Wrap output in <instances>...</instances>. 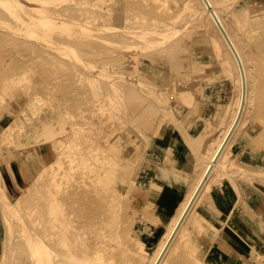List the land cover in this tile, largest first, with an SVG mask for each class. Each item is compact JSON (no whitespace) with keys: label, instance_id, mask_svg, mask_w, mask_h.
<instances>
[{"label":"bare ground","instance_id":"6f19581e","mask_svg":"<svg viewBox=\"0 0 264 264\" xmlns=\"http://www.w3.org/2000/svg\"><path fill=\"white\" fill-rule=\"evenodd\" d=\"M0 2V4H4V7L7 6V11H10L15 19L22 21V25L38 21L41 23L37 25L42 26V29L39 27L42 31L35 26L36 22L33 25L37 29L27 28L25 36L37 34L35 36L37 38L40 34L42 40L38 39L40 43H32L25 49L26 52L23 51L22 55H17L16 52L21 49V45L27 37L16 39L10 32L0 30V37L6 40L4 46L13 56L12 59L9 57L7 61L16 67L12 69V65L11 68L8 66V70L0 73V114L1 111L8 112L3 119H0V132H3L8 126L13 125L11 120L18 119L19 114L24 116L29 111L33 113L34 104L38 105L37 94L49 90L53 81L51 70L47 65L51 60V51L42 49L44 44L48 45L52 39L51 35L54 33L52 31L57 30L58 26L62 27L68 24L69 27L71 21L65 20L62 22L63 24L55 22V14L52 11L54 9L49 7L50 5L48 6L49 1L22 0L19 10L16 4H12V0H0ZM244 4L249 10L257 11H260L258 6L262 5V3L253 5V0H244ZM17 5L19 6V4ZM129 6L138 12V5L129 4ZM235 6L240 11L243 8V3L240 1ZM235 6L230 9L231 4L226 0H197V6L194 7L189 20V22L196 23L195 28L202 31L208 27L209 33L204 40L211 48H214L213 38L216 37H212L210 34L214 33L221 40L231 58L230 65L229 61L225 59L222 64L226 68L231 66V70H233L231 77L238 80L239 92L232 99L233 112L228 113L222 129L217 131V144L214 146V150L210 152L206 162H202V159L198 162V164H202H200V168H195L194 176H197V180L192 188H188L186 196L180 201L182 205L166 218H162L153 210H151V216L147 212V209L151 207V203L147 200L148 197L152 198V202H159V197H153L148 188H146L147 193L144 195L143 204L133 201L132 197L135 196L136 189L143 185L140 183L142 178H147L152 182L153 189L163 187L171 169L177 168L176 164H170L165 160L156 161L154 156L158 154L160 147L165 146L168 142L174 143L177 139L186 137L195 127L198 129L199 125L207 121L209 112L207 103H198L195 106L189 104L180 110L178 96L183 94L182 87L187 84V81L180 77V68H188L189 63L207 62L206 58L210 54H207L208 47L204 46V54L199 59L180 58L179 53L182 54V48L188 46L189 40L182 35H177L178 37L176 36L177 38L174 39V35H176L174 29L177 26H174V29L172 26L173 32L170 36H164L162 32L157 31L156 35L152 37L146 36L147 32L149 34L151 30L160 28L157 25L152 27L147 25L149 17L157 18L159 16L155 9H146L137 15L142 16L146 13L143 16L144 24L140 30L136 31L130 27L129 31L118 33L120 37L126 35L130 38V45L133 48L129 51L128 62L123 68L117 69L116 76L110 82L111 85L105 78H101L98 84L103 93L100 97V109L104 108L108 111L99 113L97 135L88 134L84 137L87 132L80 129L79 122H75L62 137L61 142L57 141L50 145L44 141L45 135L43 139H40L39 132L28 130L31 135L35 134L36 136L21 141V145L23 144L24 148L33 146L37 161L33 155H28V164L23 166L22 175L24 173L26 179H31V184L23 189L20 198L15 197L9 190L0 167V211L3 221L7 223L8 237L6 239H8L9 249L14 247L16 226L18 225L14 221L13 213L17 209H23L24 213V208L29 207L24 213L25 216H22L25 220L20 221L21 224L18 225L20 226L18 238L25 239L19 240L26 244L31 264L216 263V260L211 261L210 257L207 258V254L211 251L204 246L199 247L201 242L207 240L208 235L212 232L216 234L226 220L225 216H221L219 221L215 219L214 223L210 224L214 231L210 233L204 231L205 221L210 222L211 218L214 219L216 216L215 211L207 205L211 199L210 189L212 186L214 184L217 186L229 184L239 192L248 193L254 192L256 189L262 190L261 206L263 207L264 204V147L260 148V146H264V100L256 103L257 106L254 103L257 99L253 100L250 95L253 68L250 66L249 60L253 55L243 47L242 41L236 37L234 26L230 23L229 19L233 20V24L237 20L234 18ZM3 12L5 11L0 7V16L5 15L6 12ZM173 16V14L170 15V17ZM28 25L30 26V24ZM9 27L13 29H10L12 32L19 28L12 24ZM50 27L56 29L53 28L54 30L50 33ZM20 29L23 34L25 28ZM74 29L79 28L74 27ZM46 30L49 32L48 34ZM60 30L63 32V29ZM76 31L84 32V35L88 33V29L84 27ZM76 31L66 29L67 34L63 35L64 39H61L62 32L59 33L61 36L59 40L62 41H60L58 50L65 56H71L75 53L78 45L85 43V38L81 37L83 34L79 33L80 37L84 39H78ZM188 48L187 51H189ZM6 49L1 50L6 51ZM215 61H212V66ZM97 63L91 58L83 61L85 66H89L97 72L101 71L103 76H106L104 68H101L99 64L97 66ZM4 64H0V70L4 68ZM256 64L260 66V63ZM261 72L263 74L264 70ZM226 82L229 83L226 79H222L210 84L223 86ZM253 83L255 82L253 81ZM259 84H264V78L259 79ZM10 85H18V91L10 90L8 88ZM191 88L188 87L184 92L191 91ZM167 91H173L172 98L167 94ZM258 93L261 95L260 90ZM31 94L32 96L28 97ZM22 95L25 99L19 100ZM201 97L199 96V98ZM251 100L256 105L255 112L257 113L253 118L262 123V129L258 128L259 130H251L250 134L248 133L250 142L253 144L244 147L247 153L241 155L240 150L246 145L245 136L247 135V132L242 129V125L246 121ZM192 102L191 99L190 103ZM72 106L77 109V107H81V104L78 105L77 101L72 100ZM9 107H12V110ZM170 119H172V128L169 131L167 120ZM44 125H47L46 121L39 122L37 127L40 130V127ZM180 130L182 132L179 137ZM167 131L169 132L167 133ZM248 135L247 137H249ZM13 136H16V133ZM6 141L5 137L0 134V144ZM64 141H66L64 152H60L63 149ZM8 144L6 143V145ZM65 152L63 174L58 175V172H55L51 175L49 173V169L53 166L51 153L61 156L63 160L62 153ZM0 155L9 164V155L6 152ZM164 157L166 158L168 155ZM9 167L11 174H15L10 164ZM46 176L49 177L48 182L44 181ZM1 180H4L5 183H2ZM44 185L46 186L44 187ZM262 207L256 212L251 207V209L248 208L253 211L246 218H250L248 222L243 219L244 215L242 216V214L234 215L229 221L230 227L235 229L237 234L244 231L246 226L249 227L246 236H243L245 239L243 246H239L246 249V253L248 250L250 251L248 254L245 253L246 262L241 264H264V248H258V244L261 243L258 232L264 233ZM163 222H165V228L156 237V231ZM196 228L199 233L201 232L198 237L194 233ZM253 244L254 246H252ZM138 246L142 247L141 253ZM26 248L21 253L22 260L28 257ZM227 248L226 245L216 250L226 256ZM216 250L214 249L215 252ZM221 259H223L221 264H238V262L235 263L233 254H229L227 257L221 256ZM1 260L3 261V259ZM0 263L2 264V262Z\"/></svg>","mask_w":264,"mask_h":264},{"label":"rangeland","instance_id":"374dc122","mask_svg":"<svg viewBox=\"0 0 264 264\" xmlns=\"http://www.w3.org/2000/svg\"><path fill=\"white\" fill-rule=\"evenodd\" d=\"M12 1V4H16L19 10L22 0ZM45 1H49L50 3L48 4V6L50 5L49 7H53L54 9L52 11L55 14V22L62 23L65 20L69 22L71 21L72 26L70 25V28L67 26L68 24L62 27L58 26L57 30L59 32H56L57 30L52 31L56 28L50 27L49 32H54L53 35L50 34L51 37H53L48 45L44 44V48L42 50L49 49L51 51V60L47 63V65L50 68L53 77L52 84H50L48 91L43 92L41 94H37L38 105L36 106L34 104L32 108L33 113L29 111L26 113L27 115L24 116H21L19 114L17 116L19 117L18 119L13 118L11 120V122H13V125L8 126L3 132H0L2 137H5V139L7 140L6 142L0 144V154L6 152L9 155V164L15 172V174H11L9 164L7 163V161L3 160L2 155H0V167L4 174V178L7 182L9 190L15 197L18 196L17 198H20L23 189L27 188V186L31 184V179H26L24 173L22 175L23 166H26V164H28V155H33V157L37 161V155H34L35 148H33V146L24 148L22 146L23 144L21 145V141H26L27 138L31 136H36L35 134L31 135L28 130H34L36 132H39L38 136L40 139H43V136L45 135L44 141L49 143L50 145L52 143H56L57 141L61 142L62 137L66 134L69 127L72 126V124L75 122H79L81 127L80 129L82 131L87 132L84 137H86V135L88 134H92L93 136L97 135L99 113L108 111V109H100V97L103 94L100 86L98 85L100 83V79L105 78L108 81V84L111 85L110 82L114 79V76H116L117 69H119L120 67L123 68L126 65V63L128 62L129 51L131 50V48H133L131 47L132 45H130V38H128L126 35L120 37L118 36V33L129 31L130 27L133 30L136 29V31L140 30L142 28V24H144L143 16L146 13L142 14V16H137L139 12L146 11V9H155L156 14L159 17L151 18L152 16L149 15L151 17H149L150 20L147 25H149V27L157 25L160 28L159 30H151L149 34L147 32L146 36L150 35L152 37L156 35V31L160 33L162 32L164 36H170L171 32H173V29L177 26L178 28L176 27V29H174V32L176 34L174 35V39H176L179 35H182L186 36L189 40L188 46L186 48H182L183 52L180 50L183 54L182 56V54L179 53L180 58L185 59L191 57L195 60L199 59L200 56L204 54V46L208 47L207 54H210V56L208 55L209 57L206 58L208 60L207 62L199 61L196 64L189 63L188 68H180V77L185 79V81H187V84L182 87L183 94L178 96V99L180 100V110H182L189 104H193L195 106L198 103H207L209 109L207 121L199 125L198 129L197 127H195V129L192 132L188 133L186 137L179 138L174 143L168 142L165 146L162 145L160 147L158 154L154 156L156 161L165 160L170 164H176L177 168L174 170L171 169V173L167 177V180L164 181L165 185L163 187L153 189V183L150 182L147 178H142L140 183H142L143 185L136 189L135 196L132 197L133 201L140 202L143 204L144 195L147 193L146 188H148L152 192L153 197H159V202H152V198L148 197L147 200L151 203V207L147 209V212L151 216V210H153V212L159 214L162 218H166L170 213H172V211H176L177 208L182 205V202L180 201L184 198V196H186L188 188H192L197 180V176H194L195 168H200V164H202H198V162L201 159L203 160L202 162H206V160L208 159V155L211 151L214 150V146L217 144L216 136H218V129L219 131L222 129L224 121L228 117V113L230 111L233 112L234 110L232 99H234L235 95H237L239 92L238 80L233 79V77H231L233 73V70H231V66L229 68H226L222 64V61H229L231 59L229 54L227 53L225 47L222 45L221 40L217 36H215L214 33L213 35L210 34L212 37H216L213 38L214 48H211L207 41L204 40V38L209 33L208 27H205L202 31L201 29H197V27L195 28L196 23L189 22V20L191 19L192 11L194 10V7L197 6V0ZM240 1L243 3V8L239 11V8L235 5ZM226 2L231 4L230 9L235 6L234 18L237 19L236 23L233 24V20H229L231 25L234 26V32L236 33V37H238V39L242 41L243 47L249 50L250 53L253 55V57H251L249 60L250 66L253 68V76L251 80L252 84H254L253 86L251 84L250 95L253 100L257 99L254 102L256 104L259 101L261 102V100H264V93H262V91L264 90V84H259V79L264 78V73L262 74L261 72L264 70V0H253V5H258L262 3L261 6H258L260 11L254 9L249 10L244 4V0H226ZM17 4H19V6ZM129 4L138 5V12H136L135 8H131ZM0 5L2 10L6 12H3L5 13L4 16H0V30L10 32V34H12L16 39H25L27 37L24 43H22L21 49L17 50V55H22L23 51L26 52L25 49L28 46L32 45V43H40L39 40H42V36H40V34H38L37 38L35 37L37 34L34 36H25V31L28 30L27 28H29L30 30L36 27L39 28L40 26L37 24L41 22L34 21V23L36 22V27L33 25L34 23L32 21L27 23L26 25H24L25 23L22 25V21L20 19H15V16L10 11H7V6L4 7V4ZM172 14L174 16L170 17V15ZM10 24L16 26L17 28L19 26L18 29L25 28L23 29L24 33L22 34L21 29L19 31H17L18 29H14L13 32L15 33L13 34V32L11 31L13 29L9 27ZM28 24H30V26ZM74 27L79 29L84 27L88 29V33L84 35V32H77L76 30L79 29H74ZM40 28L42 29V26ZM60 29H63V32L65 31V33H63ZM66 29H71V31H76L78 34L80 33L84 35L81 36L80 34L78 35L75 32L77 36H79H76L78 39L85 38V43H81L80 45H78V47L74 51L75 53L71 54V56H65L58 50L59 45L61 44L60 41H62L59 40L61 37L60 35L63 36L67 34ZM60 31L62 33L59 35ZM46 32L47 34L49 33L47 30ZM136 35L135 37H137ZM80 36L84 38H81ZM62 38L64 39V36L61 37V39ZM5 42L6 40L3 39V37H0V64L7 63L4 64V68L0 70V73L4 70H8L7 67L10 66L11 68L12 65L11 62L7 61L9 57L12 59L13 56L4 46ZM10 45L12 46V44ZM1 46H3V48H1ZM187 48L189 51H187ZM1 49H6V51H2ZM64 52L69 55L66 51ZM87 58H91L92 60L98 62L97 66L99 64L101 65V68H104V70L106 71V76H103L101 71L97 72L91 67L85 66L83 64V61ZM214 60L216 61L214 62V66H212V61ZM256 63H260V66H257L258 64ZM91 64L92 63H90V65ZM15 68V65H12V69ZM222 79H226L227 81H229V83L226 82L223 84V86H216L214 84H210L213 81ZM253 81L255 83H253ZM188 87H192V90H187L186 92H184V90ZM8 88L13 92L18 91V85H10L8 86ZM259 90L261 91V95H259L258 93ZM172 92L167 91V94L171 98L173 94ZM31 96L32 94L28 95V97ZM199 96L202 97L199 98ZM221 96L224 102L226 103V107H223L224 109H217L215 108L214 102L216 101L215 99ZM24 99L25 97L23 95L19 98V100ZM191 99L193 100L192 103H190ZM72 100L77 101L78 105L81 104V107H77V109H74L72 106ZM254 103L253 101L250 102L246 114V121H244L245 123L242 125V129L247 132V135L251 130H259L260 128L262 129V123L254 120L255 118H253V116L257 115L255 110L256 105L258 106V104L255 105ZM9 109L12 110V107H9ZM6 113L8 112L1 111L0 119H3ZM222 117H224L222 121L223 123L220 128L217 129L218 122ZM248 117L250 118L247 119ZM178 119L180 121V118ZM252 119L254 120L253 122L251 121ZM42 121H46L47 125L41 126L39 130L37 125L39 124V122ZM212 121H214V125L212 124ZM171 122L172 119L167 120L169 131L170 128H172ZM254 127L255 129H253ZM182 130H180L179 132V137L181 136ZM169 131H167V133ZM14 133H16V136H13ZM247 135L245 136V138L248 144H253V142H250V135H248L249 137H247ZM6 143L9 144L6 145ZM63 144V149L60 152H64L66 141H64ZM263 147L264 146H260V148ZM54 154L55 153H51V157L53 156V161L51 162V164L53 166L49 169V173L52 175L53 173L58 172V175H62V172L64 171L62 167L64 168L65 165L63 161L66 158V152L62 153V157H64L63 160L61 156L57 154H55L54 157ZM165 155H168V157L165 158ZM48 178L46 176L44 181L46 180V182H48ZM15 179L18 181H16ZM1 181L2 183H5L4 180ZM45 186L46 185H44V187ZM27 209H29V207L24 208V213L25 211H27ZM262 209V213H264V204ZM238 211L239 213L242 212L240 209H238ZM24 213L23 209H17V211L13 213L14 221L18 225L21 224L20 221L25 220V218L22 217L25 216ZM246 218H248V215L245 214L243 216V219L248 222L250 218ZM214 220L215 218H211L210 222L205 221V232L210 233L211 231H214L213 228H211V225L214 223ZM5 223L6 222L3 221L2 214L0 211V262H2V264H31L29 250L26 248V244L23 241L19 240L25 239L22 237L18 238V231L20 230V226H16L17 231L14 238V249H9L8 239H6L8 237V228L7 223L6 225ZM164 228L165 222H163L157 229L155 234L156 237L160 235ZM219 228L220 229L216 232V234H213L215 232H212L210 235H208L207 240L201 242L199 245V247L204 246L209 251H211L209 254H207V258L210 257L212 259L211 261L216 260L215 262L217 264H221L223 260L221 259V256L227 257L229 256V254H233L235 263L238 262V264H241L242 262H246V254H248L250 250H248V253H246V249L241 248L239 245L243 246V240H245L243 236H246L249 227L246 226L244 231H241L238 234L236 233V230H231L229 226H227V231H229V233L226 232V229L225 231L223 230L224 228L222 227V225ZM194 233L197 234V237L201 235V232L199 233L197 231V228L194 230ZM258 234V238L259 240H261V243L258 244V248L261 249L262 247L264 248V238H262L264 237V233L261 234V232L259 231ZM232 235L235 236V240L233 239ZM232 240L234 241L231 242ZM226 245L228 246L226 250V256H223L219 252H217L216 249L220 247L223 248ZM252 246H254V244ZM23 247L27 249L28 254L26 255H28V257L22 260L20 257H22L21 253L25 249ZM213 248L216 250V252ZM138 249L141 253L142 247L138 246ZM1 259H3V261Z\"/></svg>","mask_w":264,"mask_h":264},{"label":"crops","instance_id":"0c3cea01","mask_svg":"<svg viewBox=\"0 0 264 264\" xmlns=\"http://www.w3.org/2000/svg\"><path fill=\"white\" fill-rule=\"evenodd\" d=\"M215 100H216L214 102L215 108L220 109V108L226 107V103L222 99V96L218 97ZM224 117H225V115H224ZM224 117H222L220 119V121L218 122L217 129L220 128V126L222 125V123H223L222 121H223ZM212 124L214 125V121H212ZM245 140H246V138H245ZM246 143H247V140H246ZM246 146H249V144H246L245 146H243V148H241V150H240V154L241 155H245L247 153V151L244 149V147H246ZM228 186H229V184H227V185L226 184H222L220 186H217V185L214 184L212 186L213 189L212 188L210 189L211 199H210V201H208L207 205H208V207L210 209L215 211V215H216L215 219H216V221L217 220L219 221V218L221 219V216H225L226 217L225 223L222 224V227L224 228L223 229L224 231L226 229V232L229 233V231H227L228 230L227 226L230 227L229 221L231 220V217H233L236 214H242V213H243V215H245V214L248 215L250 212H253L252 210H249L251 208L256 212L258 209H260V207H262L261 206V203H262V197L261 196L263 195V193H262L261 189H260L261 191H258L256 189V191L250 192V193L245 192V191L239 192L233 186H229V187ZM257 193H259V194H257ZM257 202H258V204H257ZM238 209H240L242 212L239 213ZM248 216H250V214ZM230 228H231V230H235L232 227H230Z\"/></svg>","mask_w":264,"mask_h":264}]
</instances>
